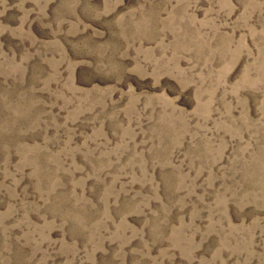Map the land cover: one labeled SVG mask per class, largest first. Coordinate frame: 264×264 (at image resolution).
I'll return each mask as SVG.
<instances>
[{"label":"rangeland","instance_id":"rangeland-1","mask_svg":"<svg viewBox=\"0 0 264 264\" xmlns=\"http://www.w3.org/2000/svg\"><path fill=\"white\" fill-rule=\"evenodd\" d=\"M0 264H264V0H0Z\"/></svg>","mask_w":264,"mask_h":264}]
</instances>
